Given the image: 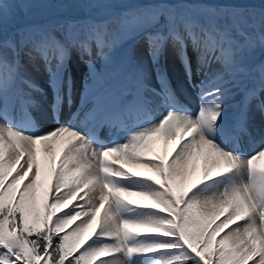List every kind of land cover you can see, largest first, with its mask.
<instances>
[{"label":"snow or ice","instance_id":"obj_1","mask_svg":"<svg viewBox=\"0 0 264 264\" xmlns=\"http://www.w3.org/2000/svg\"><path fill=\"white\" fill-rule=\"evenodd\" d=\"M79 6L112 10L119 36L91 18L9 29L10 10L32 5L0 0V264H264V59L250 65L236 39L254 28L246 12ZM259 44L264 54V6ZM170 55L184 74L176 87ZM33 70L53 92L46 130L14 116L40 108L34 93L46 98ZM158 139L175 141L171 152Z\"/></svg>","mask_w":264,"mask_h":264},{"label":"rangeland","instance_id":"obj_2","mask_svg":"<svg viewBox=\"0 0 264 264\" xmlns=\"http://www.w3.org/2000/svg\"><path fill=\"white\" fill-rule=\"evenodd\" d=\"M82 1V3H87L84 2L85 0H67L66 3L65 2H61V0H31V4H32V11L33 12H40L42 11L43 13H45L46 15H52L55 14V16H60V17H67L68 13L69 14H81L83 11L85 12V14L87 15L88 13H91V15H93L94 11L97 10L98 8H92V9H88V8H82L79 5L81 4L80 2ZM89 1V0H88ZM133 4L136 5H140V4H148L153 2V0H130ZM206 1V0H205ZM208 1H217V0H208ZM23 2V0H22ZM113 2L115 3H121L124 4V2H126V0H113ZM177 2H183V0L181 1H177ZM230 2L234 5L235 10L237 11H244L246 12V14L249 16L252 14V10L249 9V4L253 5V6H258V4L263 5L264 6V0H230ZM255 3V4H254ZM62 5H68V6H64L62 7ZM231 7V6H230ZM87 9V11H86ZM255 8H253V10H255ZM103 10V9H101ZM137 10H134L132 12H135ZM142 11V9H141ZM54 16V17H55ZM116 18L111 19L110 23L108 24V38L111 39H116L119 36V33L117 31V24H116ZM136 17L129 15L128 16V24L130 26H133L136 22ZM247 42H245L246 44ZM246 47H248V45H245ZM261 50L260 48V44L259 41H255L253 43V45L250 46V50L248 53V57L249 56H253L254 51H259ZM256 56H254L255 58ZM76 68H78V74L77 77L79 78V81H81L80 75L85 72V67L83 64H79L77 65L76 62H72ZM258 66V65H256ZM181 65L179 64V61L176 60L174 57L171 61V64L169 65V69L171 70V72L173 73L174 76H182V69H181ZM81 72V74H80ZM33 74L35 76L36 79H38V81L40 82L39 84L45 82L42 81V79L45 77L48 79V76L46 73H44L43 71L36 73L33 70ZM42 81V82H41ZM48 84V83H47ZM48 88V87H46ZM34 94H38V93H34ZM172 145V147L175 145V141H169ZM169 145V146H171ZM171 147H168V149ZM199 166H201L202 168V164L198 161L197 162V170L196 173L194 175V179L200 174L199 172ZM144 174L146 175H151V173L149 172H144ZM9 179H11V177H9ZM130 183V182H127ZM136 199V198H133ZM136 200H139V198H137ZM141 201V200H139ZM144 202V201H141ZM72 227V225L69 226V229ZM94 227V226H93ZM68 230V229H67ZM66 230V231H67ZM88 230H91L88 229ZM88 230L87 232H85V234H88ZM92 231V230H91Z\"/></svg>","mask_w":264,"mask_h":264},{"label":"bare ground","instance_id":"obj_3","mask_svg":"<svg viewBox=\"0 0 264 264\" xmlns=\"http://www.w3.org/2000/svg\"><path fill=\"white\" fill-rule=\"evenodd\" d=\"M180 82H182L181 79L179 77H176L175 78V84H176V86L179 85ZM189 99H192V97H189ZM33 122L36 123V124L37 123H41L40 124V126H41L40 129L41 130H46V129H48V128H50L52 126L51 123H48V121L46 120L45 116H42V121L41 122L39 120L33 121ZM57 158H59V152L57 153ZM200 162L202 164V161H200ZM258 166L264 167V160L258 161Z\"/></svg>","mask_w":264,"mask_h":264},{"label":"trees","instance_id":"obj_4","mask_svg":"<svg viewBox=\"0 0 264 264\" xmlns=\"http://www.w3.org/2000/svg\"><path fill=\"white\" fill-rule=\"evenodd\" d=\"M66 1L67 0H61V2H65V3H66ZM84 2H90V0L89 1L88 0H85ZM80 3H82V1ZM14 9L18 10L19 12L21 11V9L19 7H16ZM14 9H12V10L14 11ZM40 17L42 19L45 18L44 15H40ZM11 21H13L12 20V17H11ZM15 21H20L21 23H23V22H29V23H31L32 20H31V18L28 17V14H26V16H24V14L20 13V16L19 17H16Z\"/></svg>","mask_w":264,"mask_h":264}]
</instances>
